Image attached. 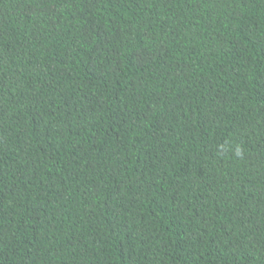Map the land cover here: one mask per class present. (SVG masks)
<instances>
[{
  "label": "trees",
  "instance_id": "trees-1",
  "mask_svg": "<svg viewBox=\"0 0 264 264\" xmlns=\"http://www.w3.org/2000/svg\"><path fill=\"white\" fill-rule=\"evenodd\" d=\"M0 264H264V0H0Z\"/></svg>",
  "mask_w": 264,
  "mask_h": 264
}]
</instances>
